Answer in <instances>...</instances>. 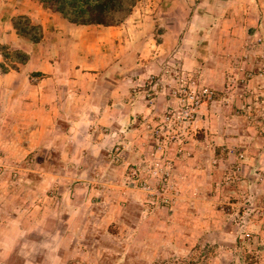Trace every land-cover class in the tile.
<instances>
[{
    "label": "rangeland",
    "instance_id": "rangeland-1",
    "mask_svg": "<svg viewBox=\"0 0 264 264\" xmlns=\"http://www.w3.org/2000/svg\"><path fill=\"white\" fill-rule=\"evenodd\" d=\"M258 38L249 43H240L239 38V43L229 50L223 48L226 55H214L221 59L218 64L222 66L217 68L215 79L219 81L221 76L225 81L226 77L225 82L216 85L209 82L213 78L206 68L207 63L212 62L209 46L199 53L192 44L179 46L178 50L174 47L155 54L156 62L151 59L153 56L143 54L138 70L146 69L148 73L142 74L127 94L138 97L141 107L151 108L153 114L138 119V130L131 137V150L141 158L150 155L163 142L165 158L171 164L170 182L174 186L168 205L155 202V198L128 186V169L140 158L129 164H124L123 159L113 161L117 148L121 156L124 154L123 145H115L106 152L108 163L89 165L91 175L103 168L97 178H106L111 173L117 179L103 184L96 180L90 186L102 187L87 195L83 181H60L39 187L38 176L26 171L27 168L0 163V264H160V260L169 257L172 258L170 264H264V169L255 163L249 174L243 164L245 156L250 155L247 141L258 143L264 139V84H256L257 92L253 93L248 83L250 75L260 78L264 75V51L258 48ZM247 48L248 59L251 57L254 66L242 69L240 65L246 59ZM106 54L111 59L82 75L87 73L92 77L94 73L99 78H121L128 74L127 58L118 63L114 62V53L107 51ZM222 60L233 67L225 69ZM98 87L104 89L98 85L95 91L100 90ZM203 89L212 91L213 96L202 99L188 131L177 135L169 132L166 139L157 138L153 130L159 127L176 131L178 113L187 104L186 96ZM202 108L212 111L213 127L216 123L223 143L216 146L215 151L211 150V159L200 164V172H209L211 180L202 179L191 186V173L179 171L178 164L175 165L176 147L192 143L199 133L204 136L194 125ZM228 115L234 123L231 137L236 138L230 145L225 142L230 136L227 132L230 127L223 120ZM171 116L174 118L169 123L166 118ZM187 158L192 159V154ZM185 177L188 184L181 185ZM63 186L69 188L66 196L61 189ZM179 192H184L186 197L182 202L192 206L196 203L198 211L194 232L183 234L186 240H165L174 246L163 247L164 240H145L143 232L131 230L139 225L148 201L171 208ZM107 214L113 216L109 222L104 220ZM207 214L213 216L212 226L205 220ZM156 231L162 232L160 227Z\"/></svg>",
    "mask_w": 264,
    "mask_h": 264
},
{
    "label": "crops",
    "instance_id": "crops-1",
    "mask_svg": "<svg viewBox=\"0 0 264 264\" xmlns=\"http://www.w3.org/2000/svg\"><path fill=\"white\" fill-rule=\"evenodd\" d=\"M18 17L40 27V41L33 43L17 33L13 21ZM256 37L259 50L264 51V0H136L128 20L107 28L70 25L36 0H0V163L27 168L38 176L39 187L60 181H83L86 195L100 190L98 187L102 186L90 184L96 180L101 184L115 181L117 176L109 173L106 178H97L103 168L91 175L90 164L108 163L106 152L115 145L125 149L124 164L140 158L131 150V137L138 130V119L153 113L151 108H142L138 97H131L127 90L148 73L146 69L138 70L143 54L153 56L151 59L156 62L155 54L174 47L178 50L179 46L192 44L199 53L209 46L212 62L206 68L213 78L209 82L216 85L224 80L221 76L219 81L215 79L217 68L222 66L218 64L221 59L214 55H226L223 48L229 50L239 43L238 39L240 43H249ZM107 51L114 53V62L128 59V74L121 78L82 75L111 59ZM249 52L247 48L242 69L254 66L251 57L248 59ZM15 54L27 57L26 62L20 63ZM223 60L225 69L233 67ZM262 76L250 75L248 83L253 93L257 92L256 84H264ZM98 85L104 89L98 87L100 90L95 91ZM211 110L202 108L194 124L204 136L199 133L192 143L176 147L175 165L178 164L179 171L191 173V186L202 179L211 180L209 172H200V164L211 159V150L223 143L216 123L213 127ZM223 120L230 127V136L225 139L230 145L236 141L231 137L233 118L228 115ZM246 146L250 155L245 156L244 168L249 174L255 163L264 169V139L258 143L248 140ZM189 154L192 159L188 160ZM172 169L177 171L174 166ZM188 181L185 177L181 185ZM61 189L66 196L69 188ZM183 195L184 192L177 193L171 208L148 201L139 225L131 230L143 232L145 240H164L163 247L174 246L165 240H186L183 234L194 232L198 211L196 203L192 206L182 202L186 199ZM112 217L107 214L104 220L109 222ZM207 217L205 220L212 226L213 216ZM158 225L160 233L156 231Z\"/></svg>",
    "mask_w": 264,
    "mask_h": 264
},
{
    "label": "built area",
    "instance_id": "built-area-1",
    "mask_svg": "<svg viewBox=\"0 0 264 264\" xmlns=\"http://www.w3.org/2000/svg\"><path fill=\"white\" fill-rule=\"evenodd\" d=\"M212 96L213 92L207 89H203L197 92V94L195 92L188 94L185 99L187 104L178 113L177 119L179 124L175 126L176 131L170 130V127L169 130L167 127L164 131L163 127H159L153 130L156 137H164L166 139V135L169 132H172L174 135H177L179 132H187L188 128L193 124L202 99H211ZM173 118L174 116L166 118V121L171 123ZM163 147V142H160L158 149H155L150 155H143L137 164L128 169L126 180L130 188H137L148 196L155 198V202L160 201V204L168 205L172 199L171 194L174 186L170 182L171 164L165 158ZM115 152L112 158L113 161L121 162V150L117 148Z\"/></svg>",
    "mask_w": 264,
    "mask_h": 264
},
{
    "label": "trees",
    "instance_id": "trees-1",
    "mask_svg": "<svg viewBox=\"0 0 264 264\" xmlns=\"http://www.w3.org/2000/svg\"><path fill=\"white\" fill-rule=\"evenodd\" d=\"M44 9L60 15L68 24L85 27H116L131 14L136 0H36ZM13 27L17 33L33 43L40 41V27L24 17L15 18ZM20 63L27 57L15 54ZM172 258H164L160 264H170ZM176 261V260H175ZM189 264H194L190 262Z\"/></svg>",
    "mask_w": 264,
    "mask_h": 264
}]
</instances>
